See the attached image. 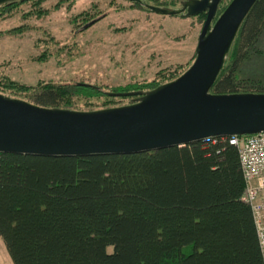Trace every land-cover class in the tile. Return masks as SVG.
Returning <instances> with one entry per match:
<instances>
[{"label": "trees", "instance_id": "obj_1", "mask_svg": "<svg viewBox=\"0 0 264 264\" xmlns=\"http://www.w3.org/2000/svg\"><path fill=\"white\" fill-rule=\"evenodd\" d=\"M29 1L38 0L2 5L10 8ZM188 1L164 5L147 0L150 6L172 10L182 9ZM230 3L218 10L215 23ZM263 25L264 0H259L241 26L231 48L233 56L230 52L211 94L241 93L235 71ZM183 74L172 70L151 83L109 91L148 92ZM37 88L31 103L50 109L73 110L76 97H104L106 104L115 99L86 83H47ZM120 98L136 102L135 97ZM216 139V143L203 140L135 154L1 153L0 239L12 262L264 264L253 213L243 201L239 151L229 137Z\"/></svg>", "mask_w": 264, "mask_h": 264}, {"label": "rangeland", "instance_id": "obj_2", "mask_svg": "<svg viewBox=\"0 0 264 264\" xmlns=\"http://www.w3.org/2000/svg\"><path fill=\"white\" fill-rule=\"evenodd\" d=\"M230 2L222 0L219 9ZM144 4L150 3L38 0L10 8L0 5V94L31 103L30 95L40 84L86 83L112 93L109 90L151 83L168 71L185 73L196 59L206 14L168 16L146 11ZM235 75L240 94H264V25ZM112 100L106 104L104 97H76L72 111L95 112L132 105L131 98ZM0 264H14L2 239Z\"/></svg>", "mask_w": 264, "mask_h": 264}, {"label": "water", "instance_id": "obj_3", "mask_svg": "<svg viewBox=\"0 0 264 264\" xmlns=\"http://www.w3.org/2000/svg\"><path fill=\"white\" fill-rule=\"evenodd\" d=\"M9 1L15 0H0V5ZM258 1L233 0L213 26L222 0H190L180 10L144 4L152 13L168 16L206 14L193 65L175 81L154 90L109 93L135 97L136 102L102 111L50 109L0 94V154H135L207 138L264 132V94L210 93L241 26Z\"/></svg>", "mask_w": 264, "mask_h": 264}, {"label": "built area", "instance_id": "obj_4", "mask_svg": "<svg viewBox=\"0 0 264 264\" xmlns=\"http://www.w3.org/2000/svg\"><path fill=\"white\" fill-rule=\"evenodd\" d=\"M216 143V138H207ZM239 151L245 180L243 201L251 207L264 263V132L229 137Z\"/></svg>", "mask_w": 264, "mask_h": 264}]
</instances>
